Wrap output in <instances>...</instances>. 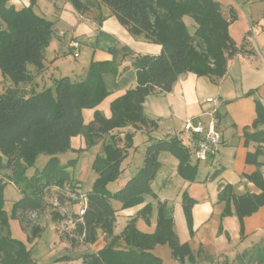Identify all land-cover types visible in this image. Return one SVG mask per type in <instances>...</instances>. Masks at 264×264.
<instances>
[{
    "label": "trees",
    "instance_id": "1",
    "mask_svg": "<svg viewBox=\"0 0 264 264\" xmlns=\"http://www.w3.org/2000/svg\"><path fill=\"white\" fill-rule=\"evenodd\" d=\"M66 1L77 12L87 9L88 0ZM100 2L111 9L130 34L143 35L147 41L161 45V52L136 55L132 61L135 86L111 102L110 117L95 110L92 120L84 123L82 110L95 107L106 97L102 76L108 70L115 73L116 68L109 61H92L81 80L63 76L55 79L52 86L26 95L21 86L31 80L28 65L42 68L43 51L50 42L53 22L33 10L35 0L20 9L9 5L7 0H0V71L11 83L3 93L0 92V174L2 171L9 173L6 179L0 175V264H37L27 245L11 236L9 220L17 219L22 224L27 212H42L44 193L51 187L61 190L67 185L70 190L78 191V184L72 182L68 170L70 161L61 165L56 156L69 150L71 138L78 135L84 138L86 148L109 136V140L102 141L101 154L95 156L91 165L96 179L87 192V208L82 216L78 215L77 209L74 212V233L82 244H93L98 230L108 241L96 252L85 250L81 254V264H163L152 253L156 245H167L178 262L188 259L194 263L190 246L179 240L172 219L164 215L162 207L153 233L138 230L136 217H133L119 235H113L116 212L113 201L126 208L142 203L145 195L153 194L151 182L160 167L158 156L161 152H168L179 160L178 172L182 177L195 178L197 167L190 164V149L178 135L160 139L149 136L142 165L118 190L110 192L107 185L120 175L121 161L132 142V136L127 132L125 146H118L111 131L128 125L147 133L155 130L157 122L143 114L146 96L170 92L184 73L223 76L228 61L243 49L235 44L228 32L233 18H226L214 0ZM184 17H190L194 22L192 33ZM254 103L256 117L250 127L243 129V138L246 146L249 143L255 145L254 151L246 153L245 162L256 169L244 174L243 178L252 183L257 192L237 194L232 184H220L217 194L218 202L224 203L222 216L234 214L241 229L244 218L264 205V176L260 170L264 167V106L258 98H254ZM220 117L221 114L216 112V118ZM39 153H46L49 158L40 171L27 177L26 166L32 164ZM5 180L13 182L22 192L9 215L3 207ZM63 198L68 200V193L58 197L60 203ZM195 203L183 193L181 207L190 234L193 232L192 207ZM140 214L148 222L149 207L145 206ZM41 230L42 225L32 226L30 239L39 235ZM120 241L126 248L116 246ZM212 264L229 262L223 260ZM256 264H264V245Z\"/></svg>",
    "mask_w": 264,
    "mask_h": 264
},
{
    "label": "crops",
    "instance_id": "2",
    "mask_svg": "<svg viewBox=\"0 0 264 264\" xmlns=\"http://www.w3.org/2000/svg\"><path fill=\"white\" fill-rule=\"evenodd\" d=\"M14 1L17 3L13 4V0H8V4L13 5L16 9L28 6L30 2V0ZM35 1L38 2L39 0ZM214 1L220 5L221 12L226 18H233L228 27V32L237 46H243L242 52L237 53L228 61L226 72L221 77L198 76L192 72L182 74L175 81L170 92L158 93L160 96H158L157 101L152 100L150 102L151 109L149 113H147V106L143 104V114L157 122V128L149 132V136L160 139L166 136L181 135L186 120L192 119L197 122L200 119L209 117L212 111H216L221 114L217 125L219 132H221L220 124L223 120L231 123V128L228 130L224 128L226 131L220 133L222 137L221 147L224 145L226 148L236 147L237 149L234 152L235 155L240 154V162L237 166L238 169L234 172H223L225 167H222L221 177L218 178L217 175H214L215 177H212L214 179L213 184L209 185L210 188L205 183L208 186V192L204 191L203 194L199 193L196 196L189 192V196L198 203L192 207V234L188 231L181 201L176 202L172 213L166 210V212H163L166 217L172 219L173 228L179 240L188 243L194 256V263H191L188 259L178 262L172 257L170 248L167 245H156L152 249V253L159 257L163 264H212L223 260L228 261L229 264H234L238 255L245 249L264 241V238H252L241 247L237 244L227 246L224 242L216 241L219 215L224 205V203L218 202L217 199L220 184H232L237 194L257 192L254 185L243 178L244 174H250L256 169L254 165L245 162L246 153L254 151L255 145L253 143H249L247 146L244 144L243 129L250 127L256 117L254 98H258L264 106V0ZM61 9L57 21L53 22L52 26V36L54 35L55 38L53 39L51 36L48 46L43 51L42 68L36 69L32 65H28L31 80L21 86L26 95L47 88L44 82V71L49 69L60 56H65L64 48L74 51L69 45L73 40L79 43L77 51L78 55L82 57V69L85 70L77 80H81L85 76L92 61H111L119 69L124 66L129 68L135 82V70L132 66L133 58L138 54L157 55L161 52V45L147 41L143 35L130 34L116 19L111 9L100 0H88L87 9L81 13L77 12L66 0H63ZM184 22L188 30L193 32L194 22L190 24L186 17H184ZM65 34H68L69 38L65 39ZM93 37L95 42L94 46L91 47L88 44H91ZM82 41L85 42V45H82ZM83 46L86 47L83 48ZM88 47H90V50L87 49ZM91 50H93L91 54L87 53ZM0 82H4L6 86L11 84L10 80L2 74H0ZM135 83L132 85L133 87ZM112 90L105 99L109 100L108 106L113 100L122 96L128 90V87L123 85ZM250 91L253 93L248 95L247 93ZM92 118L89 117L88 121H84V123H89ZM162 121L169 125L165 128V132L159 133ZM125 133L127 132H117L115 135L117 145L121 146L120 141ZM185 136L191 144L190 164H196L198 169H206L208 174L205 178L209 180V172L212 171L216 153L210 155L206 160H195L193 158L196 144L195 137ZM108 137L106 136L102 141H107ZM74 139L75 137H72L70 140L72 148ZM76 139H79L78 146L81 150L82 148L85 149V147H82L84 146V138L78 135ZM102 141L83 152L86 154L88 149L92 151L90 152V169L95 156L101 154ZM147 142L148 139L146 144ZM58 155H56L57 158ZM262 160L263 157L260 158V161ZM204 161L207 163L202 164ZM120 166L122 169L120 175L124 177L125 183L131 176L126 174V167L122 164ZM260 170L264 176V167H261ZM219 172L217 171V173ZM201 176L203 175L198 171V179ZM71 177L72 182L78 184L84 179V174L82 171H78L77 177H74V175H71ZM153 182L154 180L151 182V189L154 193ZM144 204L145 199L139 206L124 210L114 205L113 202L112 205L116 209L115 223L122 220L126 224L130 218L136 217L135 225L138 230L144 233H153L156 228L157 216L150 214L149 222L138 216V212ZM252 223L254 224L253 232L261 228V224L264 223V207L260 208L255 214L244 218V229ZM119 234L120 232L113 231V235ZM107 241L108 239L104 233L98 230L96 241L89 244V247H86L85 250L96 252L103 248ZM116 246L126 248V245L121 241ZM72 251L77 253L76 256L78 255L76 264H81L82 258L80 256L84 251L80 252L76 248Z\"/></svg>",
    "mask_w": 264,
    "mask_h": 264
},
{
    "label": "rangeland",
    "instance_id": "3",
    "mask_svg": "<svg viewBox=\"0 0 264 264\" xmlns=\"http://www.w3.org/2000/svg\"><path fill=\"white\" fill-rule=\"evenodd\" d=\"M11 1V0H10ZM7 3L8 0H7ZM13 4H16L13 0ZM30 4V2H29ZM28 4V5H29ZM63 7V0H39L38 2L35 1L33 4V10L38 14L46 18L51 22H56L60 10ZM186 20L191 24L193 23L190 17H186ZM55 27V25H54ZM59 27V26H58ZM252 28L254 26L252 24ZM66 31V30H64ZM190 32V31H189ZM67 33V31H66ZM192 33V32H190ZM68 34H65V39H67ZM54 39V35L52 36ZM69 38V37H68ZM103 40V39H102ZM101 40V41H102ZM101 41L99 42L101 44ZM95 38L91 39V47L94 46ZM81 43V42H80ZM85 45V42L82 41V45ZM81 45V46H82ZM86 46H83V48ZM87 49L90 50V47ZM65 56H60L56 59L52 66L49 69L45 70L44 75V82L46 83V87H50L53 85L55 79H59L63 76H68L71 80H77L79 75H81L84 71L82 69V57L77 56L74 57L72 55L73 50H68L64 48ZM91 54L93 50L87 51V53ZM53 57V56H52ZM114 68H116V72L113 71H106L103 76L102 80L105 84L107 89V95L110 94V90H114L116 87L120 88L123 85H127L128 89L132 88L133 84L135 83L132 78V73L129 68L127 67H120V69L111 61H109ZM86 67V66H85ZM0 74L1 71H0ZM55 78V79H54ZM7 86L4 82H0V92L3 93ZM112 90V91H113ZM158 93L149 94L146 96L144 100V105L147 106V113L150 112L151 109V101H157ZM106 97L95 107L93 108H85L82 110V116L85 122L88 121V118L93 117V112L95 110H99L107 117L111 116V109L109 104V100H105ZM147 104V105H146ZM144 106V107H145ZM145 111V109H144ZM200 121L206 126L209 117L204 119H200ZM196 122V121H195ZM169 124L165 121L161 122L159 133L165 132V128H167ZM218 125V121H217ZM183 126V134L178 135L181 141L188 146L190 149L191 144L189 143V139L185 136ZM221 132L224 133L226 129L228 130L231 128V123H227L226 121H222L220 124ZM226 128V129H224ZM124 131L129 132L132 136L131 146L126 148L127 153L125 158L121 161L122 166L126 167V174L132 176L140 167L143 154L146 146V140L149 138V134L147 131L143 129H135L133 126L128 125L123 128L113 129L111 131L112 134L116 135L117 132ZM188 136V135H187ZM75 139L73 140V148L70 147L69 150L58 153V159L61 165L68 164L70 161V167L68 170L70 171L71 175L77 177L78 171H82L84 174V179L81 182H78L77 190L87 193L93 187V184L96 179V174L93 170L90 169L89 161H90V151L89 149L86 151L87 153L84 154L86 144L83 139V144L85 147L80 148L78 146L79 139H76L77 136H74ZM220 142L222 144V137L220 134ZM109 140V139H108ZM115 143H117V139L115 138ZM122 144L120 147H124V137L120 141ZM119 146V145H118ZM92 147V146H91ZM244 148V147H243ZM236 147L229 148L224 145L223 147H219L218 150L215 152V162H213L212 171L209 172V180H206L207 170L197 168L196 175L193 180L188 178L182 177L178 172L179 160L168 152H161L158 156V161L160 162V167L157 169L153 188L154 193L150 195H145V204L143 207L140 208L138 212V216H141V211L145 208V206L149 207V215L153 214V216H157L161 207L163 208V212L166 210L169 213L174 211L176 206V202H180L182 199L183 193H186L189 196V192L192 193L194 196L203 194L204 191H207L208 186L213 184L214 179L212 178L214 175L216 177H221L223 172H234L238 169V163L240 162V154L237 153L235 155ZM49 156L46 153H39L32 164L26 166L25 175L27 177L34 174L36 171H40ZM195 159V157H193ZM196 160V159H195ZM73 163V164H72ZM207 162H202V164ZM196 165V164H193ZM197 167V165H196ZM222 167L225 169L221 172ZM82 168V169H81ZM198 171H200L201 176L199 179L197 177ZM217 171H220L217 173ZM7 171H2L1 176H7ZM215 177V176H214ZM206 180V181H205ZM5 185L3 187V207L7 215L10 214L11 208L13 203L21 199L22 192L21 190L11 181L5 180ZM124 183V177L119 175L115 180L111 181L107 185V189L110 192H114L118 190ZM208 184V186L205 185ZM215 183V182H214ZM204 187V188H203ZM71 187L66 185L64 189H57L54 187L49 188L44 193V201H45V208L42 212H27L26 216L23 219L22 224L17 219H10L9 220V228L11 232V236L17 240L22 241L27 245L30 249L31 257L37 264H76L77 257L76 252L72 251L73 249H78V251L82 252L89 247V244H82L80 240L77 239L74 233V224L76 219L74 218V212L76 211V207L70 203L67 198L64 199L60 203L58 197L63 196L69 192ZM210 188V186H209ZM208 192V191H207ZM190 197V196H189ZM167 200V201H166ZM114 205L119 207L120 209H130L139 206L142 203L135 204L126 208L121 207V203L118 201H113ZM118 204V205H117ZM198 204L197 202L194 204ZM264 207V205L262 206ZM260 207V208H262ZM224 208V205H223ZM259 208V209H260ZM258 209V210H259ZM165 211V212H166ZM223 211V209H222ZM222 211L219 215V222H218V229L216 230V241L217 242H224L227 246L231 244L234 246L235 244L241 247L243 244L248 243L252 238L254 239H261L264 238V223L261 224V228L257 231L253 232L254 224H250L244 229V221H243V229H241L240 223L238 218L233 214L230 216H222ZM256 213V212H255ZM254 213V214H255ZM149 215H148V222H149ZM157 220V219H156ZM25 227H24V226ZM41 226L42 230L39 235L35 238L30 239V231L32 226ZM125 223L118 221L115 223L113 227V231L120 232L125 227ZM26 228V230H24ZM75 238V241H72L71 238ZM264 242V241H263ZM260 242L253 246L248 247L242 253L238 255L234 264H256L258 259V254L263 250L264 243ZM225 245V246H226ZM64 256H68V259H63ZM81 257V256H80Z\"/></svg>",
    "mask_w": 264,
    "mask_h": 264
},
{
    "label": "built area",
    "instance_id": "4",
    "mask_svg": "<svg viewBox=\"0 0 264 264\" xmlns=\"http://www.w3.org/2000/svg\"><path fill=\"white\" fill-rule=\"evenodd\" d=\"M69 45L74 49L72 55L77 57L79 43L73 40ZM217 121L216 111H212L209 114V121L206 126L201 121L194 122L192 119L186 120L184 132L188 136L195 137L196 144L193 156L196 160H206L221 146L220 134L217 131ZM68 200L76 207L78 215L82 216L88 205L87 193L70 190L68 192Z\"/></svg>",
    "mask_w": 264,
    "mask_h": 264
}]
</instances>
